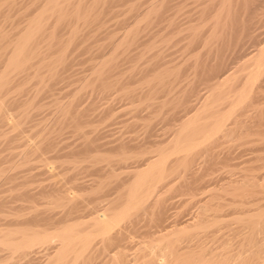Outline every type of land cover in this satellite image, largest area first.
Segmentation results:
<instances>
[{"label": "bare ground", "instance_id": "bare-ground-1", "mask_svg": "<svg viewBox=\"0 0 264 264\" xmlns=\"http://www.w3.org/2000/svg\"><path fill=\"white\" fill-rule=\"evenodd\" d=\"M122 1L120 4H125L120 9L124 5L127 7L121 10L124 17H121L120 10L118 17L124 18V25L134 17L135 28L123 26L126 28L119 32V29H103L108 24L107 13L112 12L109 0H31L30 10L22 9L26 5L23 0H0V189L4 184L2 181L11 183L7 190L12 193L9 199L13 201L0 196V227H6L4 232L0 230V264H9L11 259L16 260L12 264H87L93 259L99 260L97 264H264V253L259 252L263 248L260 246L262 249L258 248L261 249L258 251L254 245L257 242L255 234H264L261 229L264 228V216H261L264 211H255L257 217L252 212L259 206L261 210L264 205V193L259 192L264 190L263 186L258 185V188L254 183L257 187L253 188L250 178L245 185L248 189L229 183L228 187L219 188L222 191H213L208 190L211 178L201 180L200 175H206L209 166L216 167L217 162L208 164L211 158L209 163H214L213 156L221 160L215 151H219L218 144L225 138L233 137L236 141V144H229L227 139L219 145V153L224 157L219 162L225 165L223 161H227L225 157L228 159L233 149L230 145H241L243 140L250 138L259 144L264 141V0H194V3L188 0V8L187 3L184 6L187 11L193 4L197 7L190 18L185 17L187 11L184 16L180 15L184 11L182 0H177L180 3L151 0L143 11L139 8L144 3L142 0H125L128 4ZM115 3L113 6H117ZM115 8L118 10V6ZM114 9L112 13H115ZM178 11H182L179 18L175 15ZM195 15L201 21L210 20L212 29L205 31V27L202 30L195 26L170 29L179 19L180 22L185 21L184 18L193 19L192 24L196 23ZM109 19L113 20L112 17ZM155 19L167 29H162L158 22L152 24ZM144 23L152 24V28L143 29ZM139 25L141 29L137 28ZM154 25L157 29H153ZM199 26L202 27V23ZM197 46L203 54L199 50L201 54L194 55L189 65V54L193 55ZM80 49L87 51V55L91 51L96 53L84 61L89 65L92 78L79 77L81 85L70 84L76 86L74 95L68 96L65 102H62L63 97L50 99L48 104L53 109L41 113L39 107L44 103L40 106L38 99L48 92L55 94L52 87L63 78L70 56H75ZM82 51L79 53H84ZM186 52L189 58H186ZM187 68H191L192 76L189 78L187 74V80L181 85L179 78ZM92 79L102 94V90L116 87L117 107L110 103L101 108L102 114L107 115L112 110L117 112V108L128 111L130 120L142 121L139 122L141 128L139 123L137 125L140 131L136 136L137 127L132 125L135 123L127 120L130 122L126 121L125 127L128 130L134 128L133 133L131 131L134 136L126 138L124 135L129 134L121 133L126 139L120 136L119 141L97 142L99 127L93 126L94 121L88 118L93 109L89 108L90 105L82 111L76 109ZM135 83L139 84L135 86ZM100 92L96 99L100 98ZM107 92L106 99H114L116 92L113 91L114 97H110L112 91L111 95ZM169 105L171 109L167 108V112L162 110ZM247 112L256 115L249 117L252 122L248 121L249 118H242ZM32 120L38 121L28 128L25 123ZM21 123L26 126L23 131L28 128V139L23 136ZM31 124L29 122L28 126ZM4 125H9L15 133L22 132L20 136L25 140L20 143L21 138L10 137L7 131L9 135L5 134ZM168 125L173 126L172 129H168ZM66 130L81 140L74 148L68 147L73 149L71 151L61 145L62 150L65 146L69 153L66 149V153L60 152L56 145ZM242 137L244 139L240 140ZM250 140L252 147L251 143L256 141ZM214 143L215 146L218 143L214 146L216 150L212 146ZM222 145L226 147V155L221 150ZM227 148H231L229 152ZM51 149L55 150V156H44L45 151L53 152ZM53 158L57 160L55 164L50 160ZM13 159L20 162H17L19 167L27 166L18 171L15 165L19 173L3 168L4 160ZM31 161L39 162L38 173H31ZM56 164L59 171L54 170ZM58 172L62 174L63 182L57 177L62 184L46 178L56 177ZM38 176H44L46 182H37L42 180ZM30 182L39 183L35 191L28 188ZM255 187L259 190H254ZM223 193L230 197L218 201ZM176 194L179 197L189 195L187 204L199 207L193 212L196 214L191 212L190 217L187 215L188 218L181 220V211L171 212L173 208L177 209L172 206L177 201H172L177 198ZM191 204L184 205L183 202L184 212ZM52 205H57L56 211ZM173 205L178 206V203ZM12 212L15 220L7 221ZM230 214H236L237 220L240 219L242 226L239 225L235 235L244 238H239L245 241L243 251L249 249L243 252L244 256L231 257L232 250H228L229 259L224 254L226 245L222 247L225 250H220L226 252L218 258L216 254L207 258L203 249L192 251L194 246H200L198 230L205 232L206 227L215 226L212 231H206L211 238L221 222L219 219ZM23 216L27 217L21 220ZM173 216L175 224L170 225ZM140 222L145 225L141 226ZM246 226L250 230L244 233ZM127 248L132 253H126ZM236 248H239L238 244Z\"/></svg>", "mask_w": 264, "mask_h": 264}, {"label": "rangeland", "instance_id": "rangeland-1", "mask_svg": "<svg viewBox=\"0 0 264 264\" xmlns=\"http://www.w3.org/2000/svg\"><path fill=\"white\" fill-rule=\"evenodd\" d=\"M20 1H22V0H20ZM110 1H111V7L113 8L114 6H115V7L118 6V10H117V8L114 7V8L116 9V10H115V9L113 8L115 13H112V12H113V9H112V8H111V11H112V12L109 13L111 16L107 13L106 16L109 17V18L112 17L113 20H111V19L108 18V19H107V20H108V21H107L108 24H105V25H104L105 27H103V29H106V28H107V29H119V32H120V31H122V30H120V29H125L126 27H128V25H130V26L128 27V29H133V28H135V25H134V17H131V18L126 22V25H124V22H123V19H124V18H121V17H124L123 14H122V11H121V10H123V9L126 8L127 6L124 5L125 7H124V8L122 7L121 9H120V7L123 6V4H125V3H123V1H124V2H126V1H125V0H123V1L120 0V1H122L123 4H120L121 2H120L119 0L116 1V3H115V0H113V3H112V0H109V2H110ZM150 1H151V0H145V1L142 0V2H144L145 4L143 3L139 8L142 9V11H143V9L146 8V6L148 5V3H149ZM176 1H177V0H176ZM176 1L174 0V2H176ZM186 1H187V2H186ZM189 1H190V0H189ZM189 1H188V0H182V3H184V5H181V8L184 7L186 3H187L186 8H188V2H189ZM192 1H193V3H194V0H192ZM177 2H179V1H177ZM24 3H25L26 5L28 4V8H26V5H24ZM114 3L117 4V6H116V5L113 6ZM126 3L128 4V2H126ZM179 3H180V2H179ZM182 3H181V4H182ZM191 3H192V2H191ZM191 3L189 4L190 6L193 4V3H192V4H191ZM31 4H32V3H31V0H30L29 2H28V0L25 1V2H24V0H23V5H24V6L22 7V9H23V10H25V9L30 10L29 7H31ZM145 5H146V6H145ZM24 8H25V9H24ZM31 9H32V7H31ZM183 9H184V11H183ZM183 9H181L183 12H182V11H178L177 14H175V15L178 17L179 12H180V13L182 12V14H180V15L184 16V15H185V12L187 11V9H185V7H184ZM195 9H197V7L194 6V4H193V6H191V8L189 7L188 11L186 12V14H188V15H185V17L190 18V15H192V17H193L194 14H191V13H193ZM119 10L121 11V12H120V13H121V17H120V18L118 17V16H120ZM192 10H193V11H192ZM116 11H117V12H116ZM112 15H113V16L115 15V16L113 17ZM175 15H174L173 17H176ZM107 17H106V18H107ZM195 17H196V15H195ZM114 18H115V19H114ZM178 18H179V17H178ZM187 18H184L186 22L183 21V20L180 22L181 19H179V22L177 23V25H175L173 28L171 27L170 29H174V28H175V29H178V26H180L181 29H183V28L186 29V28H188L187 26H189V27H194V26H195V27H197L196 29H202L203 27H205V31L208 30V29H212L211 25H210V27H209V24H211V22H210V20L208 21V19H203V20L201 21L199 18L197 19V17H196V20H197L196 23L193 21L194 23L192 24L191 21H192L193 19H190V20H189V19H187ZM117 19H119L120 21L117 20ZM121 19H122V20H121ZM175 19H176V18H175ZM132 20H133V21H132ZM188 20H189L190 22H187ZM194 20H195V19H194ZM199 20H200L201 22H200ZM206 20H207L208 22H207ZM112 21H114V22H112ZM115 21H116V22H115ZM118 22H119V23H118ZM128 22H129V23H128ZM132 22H133V23H132ZM157 22L160 24V27H162V25L164 26V24L161 25V21H158V20H156V19L152 22V24H156V25H157V24H158ZM199 22H200V23H199ZM206 22H207V24H206ZM111 23H112V24H111ZM113 23H114L116 26H115ZM120 23H121V24H120ZM131 23H132V24H131ZM190 23L192 24L191 26L189 25ZM198 23H199V24H198ZM201 23H202V27L199 26ZM109 24H110V25H109ZM140 24H141V23H140ZM144 24H145V23H144ZM144 24H142V26H143L142 28H143V29H151V28H152V24L149 25V26L146 25V24L144 25ZM182 24H183V25L185 24V25L183 26ZM107 25H108V27H107ZM181 25H182V27H181ZM114 26H115L116 28H115ZM123 26H126V27L124 28ZM110 27H112V28H110ZM130 27H132V28H130ZM153 27H155V25H154ZM137 28H138V29H141V28H140V25H139ZM158 28H159V26H158ZM153 29H157V27H155V28H153ZM160 29H161V28H160ZM162 29H167V28L162 27ZM203 29H204V28H203ZM203 29H202V30H203ZM195 48H196V47H195ZM195 48H194V51H193V52L191 51V52L193 53V55H190V54H189V57L191 56V59L188 57V54H187L188 52H186V54H187L186 58H189V60H190V61L187 62L189 65H190V62L192 63L191 60L193 59V56H194V55H196V54H201V53L203 52L200 48L198 49V46H197V49H198V50L195 49ZM199 50L201 51V53H200ZM203 50H205V49H203ZM79 51L81 52L82 50H81V49L78 50V52H77L78 54L75 53V54H74L75 56H72V57L70 56V64L68 65V67H67V68L65 69V71L63 72V73H64V74H63V78H64V79L61 78V79H59V80H57V81L55 82V85H54V86H55L57 89H56L54 86H53L54 89H53V87H52V90H53V92H54L55 94H52V93L48 92V93L45 94L44 96L40 97V99H38L40 106H42L43 103H44V105H45V106L43 105L42 107H39V106H38L39 109L41 108V109H40V112H41V113H47V112H49V110L51 111V110L53 109L52 106L48 104L49 101H50V99H53V98H60V99H61V98L63 97V99H62L63 101H62V102H65V101L67 100V98H69L68 96L71 97L72 95H74V94H73V93H74L73 90L75 89L76 86L81 85V82H82V81H81L82 79H80L79 77L82 78L83 76H85V77H87V78H89V77L92 78V76L89 75V74H91V73H90L91 71H90V72L88 71V70H89V65H88V63H86V62H84V61H86V59H87L88 56H89V57H90V56H94V55H96V53L91 51V52H90L91 54L89 53V54L87 55V53H88L87 51H84V50H83L84 53H79ZM83 51H82V52H83ZM195 51H196L197 53H196ZM191 52H190V53H191ZM92 53H93V54H92ZM79 54H80V56H79ZM202 54H203V53H202ZM179 55H180V54H179ZM81 65H82V66H81ZM70 66H71V67H70ZM85 67H86V68H85ZM70 68H71V69H70ZM190 69H191V68H187V71L185 70L184 73H182V76H183V77L180 76L181 78H179V80H180V79H181V80L178 81V82L181 83V85H182V82H183V84L185 83V81H186L187 78H188V77H187L188 75H189V78H191L192 75L190 74V73H191V70H190ZM68 70H69V71H68ZM80 70H81V72H80ZM87 71H88V72H87ZM85 72H87V73H85ZM75 73H77L78 75L75 74ZM70 74H71V75H70ZM84 74H85V75H84ZM187 74H188V75H187ZM88 75H89V76H88ZM64 76H65V77H64ZM76 78H77V79H76ZM78 79H79V80H78ZM182 80H183V81H182ZM72 81H73V83H71ZM78 81H79V82H78ZM64 82H65V83H64ZM68 82H69V83H68ZM124 82H126V80H124ZM61 83H63V86H62ZM66 83H67V84H66ZM94 83L96 84V82H94V80L92 79V82L89 84V87H87L86 89H84V94H85V91H87V92H86V94L84 95V97L81 99V101L78 102V105L76 106V109H79L80 111H82V110L85 109V108L87 109V108H88V107H87L88 105H90L89 108L91 107V108L93 109L91 112H89V117H88V118H89L90 120H93V121H94V122H92V123H93V124H92L93 126H96L97 128L99 127V129H98V130H99V133H98V132H97V133L99 134L100 137H98V141H97V142H107V140H109L110 142H111V141L115 142L117 139H118V141H119V137H120V136H121L120 138H122V139H126V138H128V137H131V136L133 135V134L131 135V131H132V133H133L134 128H132V129L129 128V129H131V130L126 129V127H125V123L130 122V121H131L130 123H135V122H133V119L130 120V119L128 118V116H129V115H128V111L125 110V112H124L123 109H122V111H121V110H120L121 108H120V109L117 108L118 111H117V112L115 111V110H116L115 108H116L117 105H118V104H117V100H116V96H117V95H116L117 92L115 91L116 87H115V86H114V87L112 86L111 88H109L110 90H108V89H107V90H102V91H104V93L102 94V93L100 92V89H101V88L96 87V86L94 85ZM139 83H140V82H139ZM139 83H135V86H136V84L138 85ZM57 84H58V85H57ZM70 84H75L76 86H75V85L72 86V85H70ZM91 85H92V86H91ZM93 85H94L96 88H94ZM69 86L72 87L71 90L69 89V88H70ZM133 86H134V85H133ZM65 88H67V89H65ZM98 88H99V89H98ZM112 88H113L114 90H112ZM97 89H98L99 91H98ZM93 90H94L95 93H93ZM107 91L109 92V94H110V91H112V93H111L112 96H110V97H114V94H115L114 99L112 98L113 101L110 100V99H109V100L106 99V98L108 97V95H105V92H107ZM113 91L116 92V93H114ZM51 92H52V91H51ZM91 92H92V93H91ZM99 92L101 93V94H99V97H100L101 99H100V98H97V99H96V97H98V93H99ZM108 92H107V93H108ZM57 93H59V94H57ZM62 93H63V94H62ZM68 93H69V95H68ZM90 93H91V95H90ZM113 93H114V94H113ZM48 94H49V95H48ZM61 94H62V95H61ZM92 94H93L94 96H93ZM111 94H110V95H111ZM52 95H53L54 97H53ZM55 95H56V96H55ZM103 95H105V96H104V100L102 99V96H103ZM48 96H49V97H48ZM59 96H60V97H59ZM89 96H90V98H91V96H92V98L90 99ZM85 97H86V98H85ZM110 97H109V98H110ZM44 100H45V101H44ZM96 100H97V101H96ZM38 101H37V102H38ZM60 101H61V100H60ZM114 101H115V102H114ZM40 102H41V103H40ZM95 102H96L97 104H96ZM105 102H107L108 104H106ZM112 102H114V103H112ZM86 103H87V104H86ZM90 103H91V104H90ZM104 103H105V104H104ZM110 103H111V105L113 104V106L115 107V108H114V109H115V110H114L115 112H112V111H113V110H112V111L108 112L107 115L102 114L101 108L103 109V108L107 107L108 105H110ZM97 105H98V106L100 105V106L98 107ZM101 105H102L103 107H102ZM48 106H49V107H48ZM83 106H84V107H83ZM43 107H44L45 109H44ZM47 107H48V108H47ZM97 108H98V109H97ZM167 108H170V109H171V105L163 107L162 110L165 111V112H167V110H168ZM42 109H43V110H42ZM45 110H46V111H45ZM120 111L122 112V114L120 113ZM40 112H39V113H40ZM99 112H100V114H98ZM111 112H112V114H111ZM118 112H119V114H121V115H119ZM250 112H251V111H250ZM93 113H94L95 115H94ZM115 113H116V114H115ZM253 113H254V112H252V114H249L248 112H247V113H244L245 115L242 116V118L245 119V118H249V117H251V116H253V117L256 116V115L253 114ZM92 114H93V116H92ZM101 114H102V116H103L104 118H103V117L100 118ZM99 115H100V116H99ZM109 115H110V117H111L112 119H109V118H110ZM115 115H116V119H117V121H116V119H115ZM124 115L127 116V119H125L126 117H125ZM149 115H150V114H149ZM91 116H92V117H91ZM96 116H97V117H96ZM117 116H118V118H117ZM150 116H151V115H150ZM246 116H247V117H246ZM98 117L100 118V120L98 119ZM105 117H107L108 119L105 118ZM119 117H120V118H119ZM129 117H130V116H129ZM253 117H252V118H253ZM92 118H93V119H92ZM114 119H115V120H114ZM118 119H119V121H118ZM253 119L256 120V117L253 118ZM112 120H114V121H112ZM123 120H125V122H124ZM127 120H130V121H127ZM134 120H135V119H134ZM254 120H253V121H254ZM37 121H38V120H35V121H34V120H32V121H28V122H27L28 124H29V122H30V124L33 122V123L31 124V126H30V125L28 126L27 123H25V124H26V126L29 128V127H32V126L34 125V123L36 124ZM126 121H127V122H126ZM136 121L139 123L141 120L139 121V120L136 119ZM248 121H251V122H252V120H251L250 118H249ZM104 122H105V124H104ZM112 122H114V123H112ZM117 122H119V123H120V122H124V123H121V124H122V125H121V124H119V123H117ZM141 122H142V121H141ZM138 123H135V124H132V125H134L135 127H137ZM21 124H22V127L20 128V126H21V125H20L19 128L22 129V131H23V128H26V126H24L25 124H23V123H21ZM102 124H104V125H102ZM113 124H114V126H112ZM123 124H124V126H123ZM110 125H111L113 128H112ZM116 125H117V126H116ZM118 125H119L120 127H119ZM104 126H105V127H104ZM6 127H7V130H5ZM106 127H109V128H106ZM117 127H118V128H117ZM122 127H124V128L121 129ZM139 127L141 128L140 123H139ZM172 127H173V126H171V125H168V126H167L168 129H172ZM28 128H27V129H28ZM3 129H4L5 134H8V133L10 134V135L8 134L10 137H12V136L14 137V136H15L17 139H18V138H21V139H20V143H22L21 141H23V140L26 139V136H27V139H28V138H29V135H30V133L28 132V130L25 129V130H24L25 132L23 131V136L25 137V139H24V137H23V139H22V137L20 136V135H22V132H20L21 134H20V133H15V132H16L15 130H14V132H13V129L10 128L9 125H8V126H7V125H4V128H3ZM125 129H126V130H125ZM135 129L137 130V132H136V131L134 132V135L136 136V135L139 133L140 129H138V127L135 128ZM9 130H11V132H9ZM26 130H27V131H26ZM84 130H85V129H84ZM86 130H88V129H86ZM98 130H97V131H98ZM100 130H102V131H100ZM115 130H116V131H115ZM122 130H124L125 132L122 131ZM138 130H139V131H138ZM6 131H7L8 133H6ZM20 131H21V130H20ZM66 131H67V132H66ZM66 131L63 132L64 135L62 134L61 137L58 138V141H57V144H56V145L58 146L57 149L60 148V149H61L60 152H63V153H66V151H67V153H69V152L71 151V149L74 148L75 146H77V145L80 143V141H81V140L79 139V137H78V136H75L74 134H72L70 130H66ZM12 132H13L14 135H11ZM107 132H108V133H107ZM111 132H112V133L114 132L115 134H114V133L112 134ZM24 133H25V134H24ZM105 133H106L107 135H106ZM110 133H111V135H110ZM118 133H119V134H118ZM121 133H124V134H125V133H128L129 136H128L127 134H126V135L123 134L124 136H127V137L125 138L124 136H122ZM8 135H6V136H8ZM101 135H103V136H101ZM108 135H110L109 138H108ZM117 135H118V137H117ZM134 135H133V136H134ZM252 135H254V134H252ZM252 135H250V137H251ZM59 136H60V135H59ZM64 136H65V138H64ZM111 136L114 137V140H113V139L111 140V138H112ZM243 136H247V135H243ZM254 136H255V135H254ZM254 136H252V137H254ZM247 137L249 138V136H247ZM247 137H245V139H246ZM68 138H69V139H68ZM115 138H116V139H115ZM232 138H233V137H231V139H228V138H227L229 144H232V142H234V140H233L234 138H233V139H232ZM256 138H257V137H256ZM73 139H74V140H73ZM100 139H101V140H100ZM102 139H103V140H102ZM223 139H224V138H223ZM227 139L225 138L224 140L226 141ZM235 139H237V138L235 137ZM238 139H239V138H238ZM242 139H244V138H243V137L240 138V140H242ZM250 139H251V138H250ZM250 139H249V140H250ZM252 139H253V140H252ZM252 139H251L252 142H254V141L257 142V143H256V142H255V143H251V142H250L251 144H253L252 147H250L251 145H249V140H248V139H247L248 141L243 140L244 143L242 142L243 144H241V145L238 143L237 145H234V144H233V146H231V145L229 146V144H227V142H226V143H225V144H227L226 147H228V146L231 147V148L233 147V149H231V148H227V151H228L229 149H231L233 152L230 150L229 158L227 159V157H225V158H226L225 160L228 161V164H227V161H223V162H225L226 165L223 164L222 162H221V164H220V162H219V161L222 160V158H224V157L222 156L223 153H222L221 155H220V153H219L220 148H221V147H219V145L222 144V141H224V140H222V138H221L222 141L219 139V140L221 141V143H220V141H219L220 144L217 143V144H218V149H219V151H218V152L215 151V155L218 153L219 155H218V154H217V155H218L219 157H220V156L222 157L221 160H220L219 158L215 157V156H213V159H214V160H212L214 163H209L210 160H211L212 158L209 160L208 164H215L216 162H217V163L215 164V165H216L215 168H214V166H212V165H211L212 167H211V166H209V168L206 167V169L208 168V172H207L206 169H203L204 171L206 170L205 172H207V173H205V174H206L207 176L204 175V173L202 174L201 171L199 170V174L201 173L200 175H202V176H201V180H204V179L208 180L209 178H211L210 180H208L209 183H210V181H211V183H212V184L210 183L211 185L209 184L210 187H208V190H213V191H214V189H215V191H216V190H217V191H222V190H220V189H221L222 187H223V188H224V187H228L227 185H229V183H230V186H231V184H232V185H233V184H236V185L238 184V187H239V185H241V188H243L245 185H247L248 180H249L250 178H251V181H250V182L253 183V184H251V185L253 186V188H254V186H256V185H257V186L259 185L260 187L263 186L262 188L264 189V159H263V158H264V150H263V148H264V141H263V142L260 141V144H259V143H258L259 141H257V140L254 139V138H252ZM59 140H61V141H59ZM69 140H70V141H69ZM240 140H238L237 142H239ZM251 140H250V141H251ZM62 141H63V142H62ZM118 141H117V142H118ZM17 142L19 143V140H18ZM58 142H60V143L58 144ZM74 142H75V143H74ZM77 142H79V143L77 144ZM216 142H217V141H216ZM216 142H215V143H216ZM235 142H236V141H235ZM235 142H234V143H235ZM245 142H247V144H248L249 146L247 145V147H245V144H246ZM71 143H72V144H71ZM215 143L212 145L214 150H216L215 147L217 146V144H216V146H215ZM67 144H68V145H67ZM74 144H75V145H74ZM235 144H236V143H235ZM254 144H255V145H254ZM256 144H259V145H258L257 147H255ZM59 145H60V146H59ZM61 145H66V148H67V149H70V151L67 150V149L65 148V146H64V149L62 150L61 147H63V146H61ZM71 145H72V146H71ZM239 145H240V146H239ZM214 146H215V147H214ZM222 146H223V147H222L221 150H223V151H224V149L226 150V147H224V145H222ZM68 147H72V148H68ZM254 147H255V148H254ZM260 147H262V148H261L262 150H259ZM246 148H247V149L249 148V149H248L249 151H248ZM253 148H254V149H253ZM57 149L55 148V150H57ZM65 149H66V151H65ZM251 149H253L254 151L251 150ZM51 150H52V149H51ZM55 150H52L53 152H51V153L49 152V150H48V151H45L44 153H45L46 155H44V153H43V155L46 156V157H48V155H49V157H51L52 155L55 156V153H54ZM72 150H73V149H72ZM214 150H213V151H214ZM240 150L242 151V153H241ZM256 150H257V151H256ZM64 151H65V152H64ZM223 151H222V152H223ZM250 151H253V153L250 152ZM224 152H225V151H224ZM228 152H229V151H228ZM249 152H250V153H249ZM233 153H234V154H233ZM224 154L226 155V152H225ZM225 155H224V156H225ZM232 155H233V157H232ZM227 156H228V155H227ZM257 156H258V157H259V156H262L263 158H260V157L258 158ZM255 157H257V159H260V160H257ZM215 158H216L218 161H217ZM245 158H246V159H245ZM231 159H232V160H231ZM50 160H52V161L54 162V164L57 162V160H54V158H53V159H50ZM215 160H216V161H215ZM8 161H9V162H8ZM52 161H49V162H51V163L53 164ZM55 161H56V162H55ZM229 161H230V162H229ZM238 161H239V162H238ZM240 161H241V162H240ZM258 161H259V162H258ZM4 162H5V163H4ZM12 162H13V163H12ZM14 162L17 163V162H19V161H17V159H13V160H4V161L2 162V166H3V168L8 169L10 172H11V170H14L13 173H19L18 171H22V169H24L25 166H27V165H24V166H20V167H19V166H18L19 164H18V163L16 164V163H14ZM33 162H34V161H31V162L29 163L30 165H33V170L31 171V173L34 174V172H36V171H37L36 173H38V169H39V168H38V165H39V162H38V161H35L34 163H33ZM244 162H245V163H244ZM256 162H257V163H256ZM19 163H20V162H19ZM261 163H262V164H261ZM7 164H8V165H7ZM11 164H12V165H11ZM13 164H14V165H13ZM15 165L18 166V168H19L18 171L16 170V169H17V168H16L17 166H15ZM35 165H36V166H35ZM221 165H222V166H221ZM224 165H225V166H224ZM55 166H56L57 168L54 169V170L59 171L58 164H56ZM206 166H207V165H206ZM9 167H10V168H9ZM12 167H13V168H12ZM15 168H16V169H15ZM200 168H201V167H199V169H200ZM203 168H204V167H203ZM216 168H217V169H216ZM221 168H222V169H221ZM259 168H260V169H259ZM195 170H196V169H195ZM203 170H202V171H203ZM210 170H211V171L213 170V171L211 172ZM9 171H8V173H9V174H12V173H10ZM33 171H34V172H33ZM197 171H198V169H197ZM197 171H196V172H197ZM53 172H55V171H53ZM217 172H218V173H217ZM221 172H222V173H221ZM210 173H211V174H210ZM56 174H57V172H56ZM214 174H215V175H214ZM210 175H211V176H210ZM224 175H225V176H224ZM228 175H229V176H228ZM55 176H56V175H55ZM58 176H59L60 181L62 180L61 182H63V178H61V177H62V174L60 175V172H58V175H57L56 177L53 176V177L50 178V179H49L48 177H46V178H47L48 180H51V179L54 180V183H55V181H56V184L59 185V183H61V182H60L59 179L57 178ZM203 176H206L207 178H204ZM212 176H214V177H212ZM218 176H219V177H218ZM40 177H41V176H38L37 178L39 179ZM44 178H45V177L43 176L42 178H40V179H42V180H39V181H37V182H39V183L41 182V184H44V182H46V181H44ZM55 178H57L58 180H55ZM212 178H213V179H212ZM214 178H215V179H214ZM244 178H245V179H244ZM216 179H217V180H216ZM231 179H232V180H231ZM48 180H47V181H48ZM52 180H51V181H52ZM206 180H205V181H206ZM261 180H262V181H261ZM57 181H58V183H57ZM233 181H234V182H233ZM245 181H246V182H245ZM48 182H49V181H48ZM239 182H240V183H239ZM244 182H245L246 184H244ZM1 183H2V184L4 183V184L1 186L2 188H1L0 190H1V193H2V194H0V196L3 195V196H1L2 198H4V199H6L7 201L11 202L12 200L9 199V198H12V193L8 192V191H10V190H7L8 186H9L11 183L9 184L7 181H2ZM39 183H36V182H35V183H32V184H31V182H30V183L28 184V186H29L28 188H29L30 190H34V189L36 190V187H37V185H38ZM52 183H53V182H52ZM215 183H216L217 185H216ZM219 183H220V185H219ZM254 183H256V185H254ZM45 184H47V183H45ZM61 184H62V183H61ZM214 184H215V185H214ZM224 184H225V185H224ZM243 184H244V185H243ZM260 184H261V185H260ZM31 185H32V186H31ZM248 185H250V184H248ZM257 186H256V187H257ZM259 186H258V188H260ZM245 187H246V186H245ZM245 187H244V188H245ZM249 187H251V186H249ZM256 187H255L254 190L258 191L259 189L257 190ZM219 188H220V189H219ZM223 188H222V189H223ZM246 188H247V187H246ZM228 189H229V188H228ZM247 189H248V188H247ZM35 190H34V191H35ZM226 190H227V189H226ZM204 191H205V190H203V192H204ZM224 191H225V189H224ZM260 191H263V192H261V193H264V190L260 189L259 192H260ZM3 192H4V193H3ZM11 192H12V191H11ZM32 192H33V191H32ZM195 192L198 193V191H195ZM199 192H200V191H199ZM13 193H14V192H13ZM208 193L210 194L209 191H208ZM13 195H14V194H13ZM176 195H177V198L175 197L172 201L174 202L175 199H177V201L174 202L173 204L178 203V206H177V205L174 206V205L172 204V206L175 207V208H177V209L175 210L172 206H170V208H173V211H171L172 209H171V210L169 209L171 212L176 211L177 213H178V212L180 213V211H181V213H182V210H183V213H184V214L186 213V214H185V215H183V213H182V214H181V213L179 214V215H181L180 217L183 216L182 218H184V219L181 218V220H185V218L190 217V215H191L190 213H191V212H192V214H196V213H193V212H197V210H198V208H199L197 204H196V205H192V204L190 203L191 206H190V207L188 206L189 208H187V209H186V207H185V209H186L187 212H186V211L184 212V208H183V206H184V205H190L189 203L187 204V202H188L189 199H190V196H189V195L185 194V196H184V195L182 196L183 198H182L181 196L179 197L178 194H176ZM186 195H187L188 197H187ZM199 195L202 196L201 193H200ZM203 195H206V194H203ZM222 195H223V196H222ZM222 195L220 196V198L218 199V201H219V200H222V199H223V201H224L225 199H227V198L230 197L229 194H227V193H226V194L223 193ZM208 196H209V195H208ZM178 197H179V198H182L181 202H178V199H179ZM223 197H226V198H223ZM187 199H188V200H187ZM179 200H180V199H179ZM185 200H187V201H185ZM12 202H13V201H12ZM183 202H184V205H183ZM220 202H222V201H220ZM11 204H12V203L8 204L9 207L12 206ZM16 204H17V203H16ZM100 204H101V203H100ZM100 204H99V205H100ZM10 205H11V206H10ZM101 205H102V204H101ZM56 206H57V205H56ZM56 206L52 205V207H54V210H55V211H56V209H57ZM176 206H177V207H176ZM192 206H194L195 208H194V207L192 208ZM182 208H183V209H182ZM191 208H192V209H191ZM259 208H260V206H259ZM259 208H258V210H256V208H255V210L252 211L254 217H257V214H256L255 211H264V205H262V209H263V210H262V209L260 210ZM59 209H60V208H58V210H59ZM180 209H181V210H180ZM189 209H190V210H189ZM195 209H196V210H195ZM7 210H8V209H7ZM7 210H6V211H7ZM170 211L168 212L169 214H170ZM22 212H23V211H22ZM22 212H21V214H22ZM26 212H27V211H25V213H26ZM176 212H174V214H175ZM13 213H14V212H12V216H11V214L9 215L10 217H13L12 219H11V218L8 216V214H7V216H8V217L6 216V217H7V218H6L7 221H8L9 219H10V222H12V221L15 220V218H14V216H15L14 214H15V213H14V214H13ZM25 213H23V214H25ZM260 213H261V212H259L258 216L260 215ZM263 214H264V212H263ZM263 214H261V216H264ZM187 215H188V217H185V216H187ZM250 215H252L251 212H250ZM253 215H252V216H253ZM21 216H22V215H21ZM235 216H236V217H235ZM26 217H27V216H25V217L23 216V218L21 217V218H22L21 220L25 219ZM231 217H232V218H231ZM237 217H238V215H236V214H230V215H227V216L222 217V219L220 218L219 220H220L221 222L219 223V225H217L218 228H217V226H216V230H217V231L214 230V232L216 231V232L213 234V235H214V238L212 237L213 235H211V238H210V237L208 238V232H206V231H212V229H215V226H213V228H212V226L209 227V228L206 227L207 229L204 228V229H205V232H204L203 229H200L201 231L198 230L197 232H198V233L200 232V235L198 234V236H201V237H200V240H201V241H199V242L203 245V247H202V245H201L199 242H197V243H199L198 245H200V246H198V247L194 246V249H192V251H194V252H198V251H200L201 249H203L204 251H202V252H203L204 255H207V258H209V257H208L209 255H212V257H213V254H214V255L216 254L215 257L218 258V255L223 254L224 252H226V251L221 252V251L225 250V249H222V247H224V246L226 245V247H227V248H226L227 252L224 253V254H226V256L229 257V259H230V255H231V257H235V255H238V254H241L242 256H244V255H243V252H246V251H248L249 249L247 250V248H248V247H247V248H245L246 251H245V250L243 251V248H244L243 245L245 244V241H241V240L244 239V238H243L242 236L238 237V236L235 235V232L238 230L239 225L242 226V225H241V222H240V224H239V220H240V219L237 220ZM19 218H20V217H19ZM235 218H236V219H235ZM171 219H174V216L171 217ZM225 219H226V220H225ZM231 219H232V220H231ZM234 219H235V220H234ZM263 219H264V217H263ZM6 220H5V221H6ZM7 221H6V223H7ZM172 221H173V222H172ZM172 221H171V222L169 221L170 225L175 224V219L172 220ZM223 221H224V222H223ZM235 221H236V222H235ZM10 222H9V223H10ZM237 222H238V223H237ZM143 223H144V222H142V223L140 222V225H141V226H142V225L144 226L145 223H144V224H143ZM120 224H121V223H120ZM122 224H123V223H122ZM230 224H231V226H229ZM237 224H238V225H237ZM235 225H236V226H235ZM220 226H221V227H220ZM237 226H238V227H237ZM233 227H234V228H233ZM246 227H247V228H246ZM246 227L244 228L245 230H243L244 233H246V232H248V231L250 230V229H249L250 227H248V226H246ZM7 228H9V227H7ZM211 228H212V229H211ZM220 228H221L222 230H221ZM4 229H6V227H0V230H3V232H4ZM229 229H230V230H229ZM247 229H248V230H247ZM261 229H264V228H261ZM202 231H203L204 233H203ZM219 231H220V234H219ZM259 231H260V229H259ZM262 231H263V230H262ZM1 232H2V231H1ZM5 232H6V230H5ZM222 232H223V233H222ZM228 232H229V233H228ZM257 232H258V231H257ZM263 232H264V231H263ZM231 233H232L233 236L231 235ZM0 234H1V233H0ZM204 234H205V236H204ZM227 234H228V235H227ZM254 234H255V233H254ZM261 234H263V233H262V232H261V233L258 232V235L255 234V236H257V237H256L257 242H256L254 245L257 246V250H258V248H261V247H262L263 249L261 248L262 250L259 249V250H261V251H259V250H258V251L261 252V253L263 254V253H264V244H263V243H264V237H263L264 234H263V235H261ZM222 235H224V236L227 237V238H225V237L222 236ZM230 236H231V239H230ZM259 236H260V237H259ZM228 237H229V238H228ZM232 237H234V238L237 237V238H235L236 240L239 239V238H241V240L239 239L241 242H240V241L238 242V240L235 241V239L232 238ZM262 237H263V238H262ZM220 238L222 239L223 242L221 241ZM224 238H225V239H224ZM229 239H230V240H229ZM233 239H234V240H233ZM232 240H233V241H232ZM203 241H204V242H203ZM229 241H231V242H230L231 244L229 243ZM215 242H216V243H215ZM237 242H238V243H237ZM222 243H223V244H222ZM226 243H228L229 246H228ZM207 244H208V245H207ZM219 244H220V245H219ZM234 244H235V245H234ZM237 244H238V247H239V248H236V247H237ZM239 244H242V246L239 245ZM262 244H263V245H262ZM222 245H223V246H222ZM219 246H220V248H219ZM234 246H236V247H235V249L233 250ZM258 246H259V247H258ZM260 246H261V247H260ZM113 247H114V245H113ZM216 247H217V248H216ZM245 247H246V246H245ZM191 248H193V246H192ZM218 248H219V249H218ZM236 249H237V251H236ZM253 249H255V248L253 247ZM253 249H252V250H253ZM209 250H210V251H209ZM216 250H217V252H216ZM218 250H219V251H218ZM220 250H221V251H220ZM228 250H229V251L232 250V252L230 251V253H231L230 255L228 254V253H229ZM126 251H127V252H126ZM208 251H209L210 253H209ZM214 251H215V252H214ZM125 252L130 254V253H132V250L130 251L129 248H127V249H125ZM218 252H219V253H218ZM205 253H206V254H205ZM207 253H208V254H207ZM227 254H228V255H227ZM259 254H260V253H259ZM262 254H261V256H262ZM245 255H246V254H245ZM224 256H225V255H224ZM263 256H264V255H263ZM128 258H129V257H128ZM207 258H206V256H205V259H207ZM13 260H15V259H13ZM13 260L11 259V260L9 261V264H10L11 262H12V263H15V262H16V260H15V261H13ZM97 260H98V259H93V260H91V261H90L89 263H87V264H92V263L94 264L95 262H96L95 264H97ZM98 261H99V260H98ZM12 263H11V264H12ZM77 264H81V263L78 262Z\"/></svg>", "mask_w": 264, "mask_h": 264}]
</instances>
